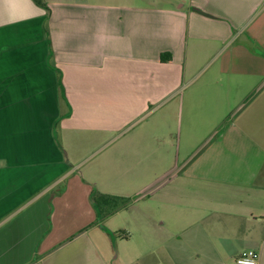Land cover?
Listing matches in <instances>:
<instances>
[{
  "label": "crops",
  "instance_id": "1",
  "mask_svg": "<svg viewBox=\"0 0 264 264\" xmlns=\"http://www.w3.org/2000/svg\"><path fill=\"white\" fill-rule=\"evenodd\" d=\"M45 2L0 0V264H115L123 212L135 263L264 264V0ZM156 114L211 139L100 221L64 133Z\"/></svg>",
  "mask_w": 264,
  "mask_h": 264
},
{
  "label": "rangeland",
  "instance_id": "2",
  "mask_svg": "<svg viewBox=\"0 0 264 264\" xmlns=\"http://www.w3.org/2000/svg\"><path fill=\"white\" fill-rule=\"evenodd\" d=\"M204 74L197 76L201 79ZM234 105L235 110L239 108ZM159 114L129 120L121 130L100 135L65 132L64 154L73 162L76 175L84 177L93 192L135 198L148 186L172 178L211 139L198 133L199 126L186 127ZM60 129L56 135L61 139ZM68 158V157H67ZM71 166V165H70ZM146 209L147 201L136 204ZM114 222L112 258L115 264L135 263L144 238L129 214L123 212ZM123 217V218H122ZM103 221L104 219L100 218ZM123 228V229H122Z\"/></svg>",
  "mask_w": 264,
  "mask_h": 264
},
{
  "label": "trees",
  "instance_id": "3",
  "mask_svg": "<svg viewBox=\"0 0 264 264\" xmlns=\"http://www.w3.org/2000/svg\"><path fill=\"white\" fill-rule=\"evenodd\" d=\"M34 1L37 6L43 8L47 12V14L50 15L51 11L45 0H34ZM168 60L170 59H165V56H162V61L165 62ZM92 202L100 218L105 220L112 217L121 210L128 209L130 205L133 203V199L104 194L100 192H93Z\"/></svg>",
  "mask_w": 264,
  "mask_h": 264
},
{
  "label": "built area",
  "instance_id": "4",
  "mask_svg": "<svg viewBox=\"0 0 264 264\" xmlns=\"http://www.w3.org/2000/svg\"><path fill=\"white\" fill-rule=\"evenodd\" d=\"M237 264H259L260 255L254 250H247L241 253L236 260Z\"/></svg>",
  "mask_w": 264,
  "mask_h": 264
}]
</instances>
